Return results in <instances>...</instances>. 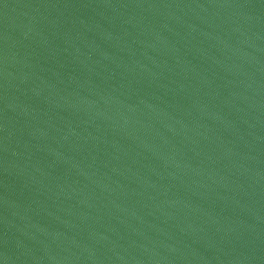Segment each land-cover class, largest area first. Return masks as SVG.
<instances>
[{
  "label": "water",
  "instance_id": "1",
  "mask_svg": "<svg viewBox=\"0 0 264 264\" xmlns=\"http://www.w3.org/2000/svg\"><path fill=\"white\" fill-rule=\"evenodd\" d=\"M0 264H264V0H0Z\"/></svg>",
  "mask_w": 264,
  "mask_h": 264
}]
</instances>
